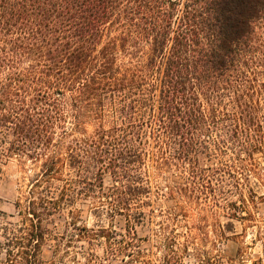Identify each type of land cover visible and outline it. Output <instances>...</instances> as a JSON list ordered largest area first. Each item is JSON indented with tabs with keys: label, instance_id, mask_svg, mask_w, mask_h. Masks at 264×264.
<instances>
[{
	"label": "trees",
	"instance_id": "obj_1",
	"mask_svg": "<svg viewBox=\"0 0 264 264\" xmlns=\"http://www.w3.org/2000/svg\"><path fill=\"white\" fill-rule=\"evenodd\" d=\"M12 156L42 169L10 264H40L43 222L66 213L59 244L134 257L152 196L211 211L235 240L264 188V0H0V164ZM86 200L125 234L78 226Z\"/></svg>",
	"mask_w": 264,
	"mask_h": 264
},
{
	"label": "rangeland",
	"instance_id": "obj_2",
	"mask_svg": "<svg viewBox=\"0 0 264 264\" xmlns=\"http://www.w3.org/2000/svg\"><path fill=\"white\" fill-rule=\"evenodd\" d=\"M94 129L95 126L89 125L88 134L91 135ZM41 169L42 162L20 156L5 158L0 164V264H10L11 259L24 262L22 255L9 258L8 252L13 255L19 252L13 243L17 241L16 237L21 238V230L29 223L19 215L21 209L17 204L27 205ZM262 182L264 184V179ZM255 198V203L251 202L248 209L253 216L242 222L235 221L238 237L225 244L217 239L216 217L211 211L178 206L177 202L164 197L152 196V208L146 212L153 222L146 220L137 226L139 247L134 257L112 256L109 243L98 237L93 240H70L68 237L59 244L56 236L72 232L66 220L71 221L73 216L67 213L68 217L55 214L43 222L47 239L38 248L32 247L31 254L40 264H167L168 261L169 264H264V188L257 190ZM92 206L90 200L78 202L75 207L78 226L95 231L111 227L117 233L125 234L124 218H117L112 223L105 212L93 213ZM175 206H178L177 212H182L179 219L169 221ZM222 220L226 222L225 218ZM124 258L126 263H122Z\"/></svg>",
	"mask_w": 264,
	"mask_h": 264
}]
</instances>
